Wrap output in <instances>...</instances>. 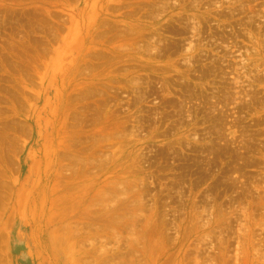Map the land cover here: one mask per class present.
<instances>
[{"label":"rangeland","instance_id":"obj_1","mask_svg":"<svg viewBox=\"0 0 264 264\" xmlns=\"http://www.w3.org/2000/svg\"><path fill=\"white\" fill-rule=\"evenodd\" d=\"M0 264H264V0H0Z\"/></svg>","mask_w":264,"mask_h":264}]
</instances>
